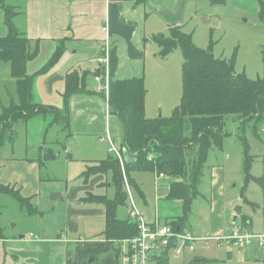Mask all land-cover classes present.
<instances>
[{"label": "crops", "instance_id": "1", "mask_svg": "<svg viewBox=\"0 0 264 264\" xmlns=\"http://www.w3.org/2000/svg\"><path fill=\"white\" fill-rule=\"evenodd\" d=\"M17 1L22 3L20 9L10 6L5 0H0V7L3 3L18 13L15 18L21 16L23 27L18 28L28 38L30 51L36 49L38 60L44 58V64L41 66L35 64L37 57L26 65V74L32 79V102L65 112L68 117V133L63 131L60 125L51 126V119L47 121L40 116L33 117L23 122L26 127L23 131L25 144L19 158L13 156L2 160L0 157V184L19 190L21 196L30 199L32 208L26 212L29 216L33 215L35 223L30 229L23 228L18 234L6 230L0 224V264H50L49 257L52 256L53 264H114L118 246L116 242H106L103 237L105 209L98 202L99 197H107L109 192H113L112 197L114 196L112 174L109 171L105 174L85 175L88 168L96 167L101 161L112 156L109 151L110 144L106 141H112L120 148L123 137L121 120L111 113L105 95L96 91L94 76L99 68L98 59L103 56L104 47L108 45L109 57L112 48L118 58L115 79L143 77L146 89L145 115L146 118L153 119L146 113L148 95L152 90L147 85L146 47L142 46V41L153 43L151 37L158 34L155 30V18L162 17L148 2L173 12L182 0ZM209 2L210 6L224 8L228 4V0ZM258 3H261V0H257ZM260 12L262 14L263 10L260 9ZM164 21L168 31L173 23ZM174 24L181 27L180 23ZM104 28H107L106 32L103 31ZM122 41L125 42L123 57L128 65H123L119 52ZM59 44L63 47L59 59L44 71L48 57ZM158 51L155 56L161 60L165 59L158 57ZM141 62L142 66L139 67ZM70 72H75L79 77L87 74L85 91L65 99V76ZM8 73L12 80L10 69ZM7 89L0 77V105L7 103L0 106V112L3 108H8L11 101L15 103L12 98L16 95V88L14 96ZM23 155L25 157L21 158ZM122 155L123 159L128 157L124 150ZM250 158L252 161L251 155ZM220 159L223 161L222 157ZM251 161L249 182L254 180L253 182L261 183L263 178L251 175ZM217 165L221 166L211 169L212 202L206 217L209 220L208 227H197L190 231L184 229L183 232L219 237L230 233L233 226H241L251 233H262L264 219L259 217L256 222L249 215L243 214L241 203H237L240 209L238 216H235L237 206L234 212L228 213V206L235 203L234 195H229L226 201L222 199L224 166ZM49 166L56 170L54 175L39 174V171L45 172ZM148 174L154 179L153 174ZM133 180L137 181L136 178ZM135 183L140 189V192L135 191L136 196L143 199L144 192L148 194L150 190L146 189V186L141 189L138 181ZM161 197L158 196V200H155L153 212L146 210V201L145 205L136 206L147 224L160 223V214L165 217L164 223L180 217L181 204L176 201L178 203L172 205L174 209L169 211L170 205L165 203L164 211L162 202L159 203ZM246 197L247 204H261L264 208V194L261 200H255L250 198L247 189ZM236 200L239 202L241 198ZM123 208L126 209L125 212L122 208L118 210L120 219L127 218L128 208ZM63 235H69L72 239L62 238ZM209 246L210 243H196L193 252L185 251V260L188 257L192 264H264V248H258L256 245L237 249H227L224 245L215 244Z\"/></svg>", "mask_w": 264, "mask_h": 264}, {"label": "trees", "instance_id": "2", "mask_svg": "<svg viewBox=\"0 0 264 264\" xmlns=\"http://www.w3.org/2000/svg\"><path fill=\"white\" fill-rule=\"evenodd\" d=\"M1 8L4 11L7 35L0 38V61L9 65L16 95L12 98L15 103L11 101L8 108L1 110L0 150L7 141H12L13 135L10 137L9 134L16 122H27L36 116L50 117L53 120L51 126L60 125L68 133V117L65 112L32 102V79L26 74V65L37 56L38 51H30L28 38L15 24L17 13L3 3ZM151 41L158 46L157 55L160 58L180 50L181 95L169 117L146 118L144 79L142 76L115 79L118 58L115 49L111 48L108 102L111 113L123 125V137L118 148L122 165L112 155L98 166L88 168L85 174L89 176L109 171L112 174L114 196L98 198L105 209L103 237L110 244L137 235L134 223L128 218L118 217L120 208L129 207L124 181L130 190L132 188L140 192L130 177L131 173L147 172L156 178L171 179L166 198L181 204V217L169 221V224L175 228L178 226L180 231L182 223L189 217L193 200L199 194L198 186L206 168L208 154L212 150L221 149L228 135L224 129L225 117L232 115L238 129L242 131L246 123L252 122L254 135L257 136L264 112V38L261 46L262 76L255 80L235 72L234 57L230 60L218 59L213 56L211 46L206 50L197 48L192 35L184 33L176 24L170 25L166 35H153ZM62 50L61 44L56 46L44 71L56 63ZM86 76H76L75 72L66 74L65 99L85 91ZM238 140L242 144L243 171L247 183L251 178L249 145L243 135H239ZM123 150L128 154L124 159ZM9 190V186L0 184V197L9 196L24 208L25 204L18 199L19 190H16V194ZM167 262V257L158 260V264Z\"/></svg>", "mask_w": 264, "mask_h": 264}, {"label": "rangeland", "instance_id": "3", "mask_svg": "<svg viewBox=\"0 0 264 264\" xmlns=\"http://www.w3.org/2000/svg\"><path fill=\"white\" fill-rule=\"evenodd\" d=\"M5 3L9 4L10 6H15L19 9L22 5V3L17 0H5ZM209 4V0L185 1L181 18L178 22L181 24L182 31L192 35L193 43L197 48L206 50L209 46H211L212 54L215 58L230 60L232 57H234V69L236 73H243L248 79L251 80L261 77L263 71L261 46L264 38V0H261V3L258 4L257 0H228L226 8L210 6ZM260 9L263 10L262 14ZM155 19H157V22L155 23V30H157L156 33L166 35L167 23L158 16H156ZM22 21L23 20L21 16L15 18V23L18 27H23L21 26ZM4 36H6V28L4 26V11L0 7V37ZM146 37H148V35H146ZM142 46L146 47L145 54L147 56V61L145 64V75L147 76V85L152 90L148 95V108L146 113L151 118L169 117L173 108L178 104L181 95V52L180 50H175L171 52L165 59L161 60L155 56V53L158 51V48L155 44H149V42L142 41ZM124 49L125 42L122 41L119 52L122 56L123 65H128V63L125 61V58L123 57ZM36 57L35 64L37 66L43 65L44 63H42V61L44 58H40L38 60L39 55ZM50 59L51 55L48 57L46 62H49ZM141 66L142 62L139 67ZM32 67L33 66H31V69ZM8 72V63L0 61V77L4 82V86H6V88L9 89L7 90L9 92L11 91V95L14 96L15 83L13 82V79H10ZM7 95L5 98L8 102ZM6 104L7 103L1 104L0 106H5ZM49 119L50 117H46L47 121ZM24 125L25 124H23L22 121H18L14 124L13 131L9 134L10 137L12 134H14L12 141H7L0 150V157L2 160L12 158L13 156L15 158H19L21 155L22 148L25 144L23 131L26 127H24ZM252 126V122L246 123L244 125V130L242 131V129H238V125L234 122L232 115L225 117L224 129L228 132V135L225 137L224 145L221 151L220 149H215L210 151L208 154L206 168L204 170L201 183L198 186L199 194L192 202L188 220L184 221L181 225L183 229L181 227V230L179 231V227H173L169 224V221L164 223L165 217L161 214L159 215L160 225L171 226L177 233L180 234H189L196 239L195 244L201 242L207 245L210 243V246L215 244L216 246L224 245V247L227 249H237L254 246L255 243L259 242L252 240V242L250 244H246L245 247H234L227 245L229 241L228 239L233 235V233H238L241 236L254 234L241 226H233L230 229V233L222 234V236L219 237L216 235L199 236L192 235L188 232H183L184 229H188L190 231V229L194 230L197 227H208L209 220H207L206 217L212 202L211 169L221 166L217 164H223L224 166V170H221L224 180L222 199L226 201V198L229 195H234L235 203L232 206H228V213H231L232 211L234 212V208L237 206V203H241L243 206V214L249 215L256 222L259 217L264 219L263 206L261 204L252 206L247 204L248 201L246 200L247 189L250 198L255 200H261L264 194V112L258 131L256 132L257 136L254 135ZM239 135H243L249 145V154L252 156L251 175L257 178H263L261 183L253 182L254 180H251L250 182L248 181L247 183L245 182L246 177L243 171L242 144H240L238 140ZM23 157H25V155H23L21 158ZM220 157H222L223 161L220 159ZM227 158H229V161H227ZM55 172L56 170H54L52 166H49L45 172L39 171V174L42 176L46 174L54 175ZM122 177L124 179V176ZM130 177L132 179L136 178V180L140 182L137 184L141 187V189L143 186H146V189L150 190L148 194L144 192L145 197L141 199L137 198L135 192L136 190L131 188L135 201L134 203L136 204L135 206H143L145 205L146 201L148 205L146 210L153 212L154 204L156 203L155 200H158V196H162L161 200H159V203L162 202V210L164 209V211L166 210L165 203L170 205L168 209L169 211L174 209L172 205L178 203L174 200L166 199L168 192L167 188L171 182L169 177H154L153 179V177L147 172H133L130 174ZM9 188L10 192L16 194V190H14V188ZM112 195L113 192H109L107 197H112ZM238 197L241 198V201L239 202L236 200ZM0 198V224L6 230L12 231L14 234H18V232L23 228L28 230L35 225L33 215L29 216L26 212V210L32 208L30 199L25 198L21 196L20 193H18V199L22 200L23 204H25V207L21 208L18 203L9 196H1ZM122 209L124 212L126 211L125 208ZM237 209L239 210V213L237 214L238 216L240 214L239 206H237ZM236 213L237 212H235V214ZM144 214L146 216V213ZM126 217L128 218V215H126ZM238 227L242 230H240ZM263 233L264 231L259 234ZM60 234L61 232L59 235ZM62 238L72 239L69 235H63ZM116 245L118 247L116 250V261H114V264H132L126 255H123L122 259H120L118 248H120L121 242H116ZM256 246L261 249L264 248V246ZM164 251L165 247L153 249L151 253L157 257H155L149 264H156L158 263V260L163 257H167L168 264H192L188 257L187 260H185V257L187 256L185 251H189L187 249L182 251L179 256L174 255L171 250L170 252L165 253ZM193 251L194 249L190 252ZM49 260L50 264L54 263L53 256L49 257Z\"/></svg>", "mask_w": 264, "mask_h": 264}, {"label": "built area", "instance_id": "4", "mask_svg": "<svg viewBox=\"0 0 264 264\" xmlns=\"http://www.w3.org/2000/svg\"><path fill=\"white\" fill-rule=\"evenodd\" d=\"M103 31L106 32L107 28H104ZM109 61V46L107 45L104 47L103 56L98 59L99 68L97 74L94 76V81L97 84L96 91L104 94L107 102L109 95ZM107 142L110 144V153L115 156L122 165L120 150L112 141L108 140ZM124 185L126 189H129L126 181H124ZM127 215L129 220L135 224L137 235L130 239L119 241L121 242L120 248H118L120 259H122L123 255H126L132 264H149L155 257H157L152 255L151 251L158 247H165L164 253L170 252L171 250L174 255L178 256L186 249L189 251L194 249L196 239L189 234L177 233L171 226L160 225L159 222L155 224H147L144 221L141 212L136 208L133 199L129 200ZM228 240L227 245L234 247H245V245L250 244L252 240H256V242L259 241L254 245L263 247L264 233L245 236L233 233Z\"/></svg>", "mask_w": 264, "mask_h": 264}, {"label": "water", "instance_id": "5", "mask_svg": "<svg viewBox=\"0 0 264 264\" xmlns=\"http://www.w3.org/2000/svg\"><path fill=\"white\" fill-rule=\"evenodd\" d=\"M184 2L185 0H182L178 7L176 8L175 11L173 12H169L166 9L162 8L159 5H155L151 2H148L149 6L158 14L160 15L164 20L168 21L169 23H178L180 21L181 15H182V11H183V7H184ZM127 155V153H126ZM235 212H237L235 214V216H237V214L239 213V210H235Z\"/></svg>", "mask_w": 264, "mask_h": 264}, {"label": "bare ground", "instance_id": "6", "mask_svg": "<svg viewBox=\"0 0 264 264\" xmlns=\"http://www.w3.org/2000/svg\"><path fill=\"white\" fill-rule=\"evenodd\" d=\"M124 180H125V177H124ZM125 194H126V197H127V200H131V199H134L133 198V195H132V191L130 189H125Z\"/></svg>", "mask_w": 264, "mask_h": 264}]
</instances>
